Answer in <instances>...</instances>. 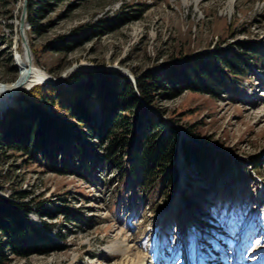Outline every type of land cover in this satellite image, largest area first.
Listing matches in <instances>:
<instances>
[{
	"label": "rangeland",
	"instance_id": "1",
	"mask_svg": "<svg viewBox=\"0 0 264 264\" xmlns=\"http://www.w3.org/2000/svg\"><path fill=\"white\" fill-rule=\"evenodd\" d=\"M22 1L0 0L1 90L10 91L26 69H17L25 67L18 30ZM141 4L148 7L139 19L81 39L79 26ZM40 23L38 33L27 19L23 26L34 62L44 78L65 74L60 84L70 92L64 79L76 67L113 66L112 71L135 76L218 46L264 42V0H67L52 4ZM60 37L77 40L69 51L50 49ZM251 69L250 80L223 97L185 90L159 102L165 115L150 107L177 129H194L206 156L197 168L180 153L172 190L137 196L132 184L99 163L87 181L44 171L40 162L25 163L19 154L0 160L1 196L30 190L50 207L66 199L83 218L80 226L62 216L48 221L54 223L49 233L64 249L13 256L6 264H132L140 255L142 264H264V60ZM17 97L11 105L16 109L24 106ZM219 158L229 163L222 166ZM29 218L41 224L34 212ZM214 252H220V260L209 263Z\"/></svg>",
	"mask_w": 264,
	"mask_h": 264
},
{
	"label": "trees",
	"instance_id": "2",
	"mask_svg": "<svg viewBox=\"0 0 264 264\" xmlns=\"http://www.w3.org/2000/svg\"><path fill=\"white\" fill-rule=\"evenodd\" d=\"M64 1L28 0L26 19L32 32L40 31V20L52 4ZM147 7L143 4L141 8L119 10L77 30L84 40L99 37L139 19ZM60 39L50 49L66 52L77 40ZM260 60H264V42L247 41L236 43L234 48L218 46L211 52L186 55L157 72L137 73L134 83L118 71L77 70L64 79L70 92L62 91L60 83L35 84L18 95L24 106L0 114V160L8 162L19 154L25 157V163L40 162L44 171L87 181L99 163L115 171L119 181L132 184L137 196L148 197L156 188L172 190L177 182V153L183 155L186 164L197 168L206 162V156L196 142L200 137L194 129L185 127L189 138L181 137L174 125L167 124L150 107L165 115L167 111L159 102L176 98L185 90L223 97L230 88L250 80L251 67ZM19 66V71L25 69ZM224 161L218 159L222 166L229 163ZM41 196H32L30 190L14 191L9 198L0 195V264L8 263L13 256L47 255L64 249L49 234L48 228L54 224L48 222L51 219L62 216L66 222L80 226L83 218L79 209L71 207L66 199H62V205L50 207V203L38 200ZM30 212L40 218L41 224L30 220ZM56 233L63 238L61 230Z\"/></svg>",
	"mask_w": 264,
	"mask_h": 264
},
{
	"label": "bare ground",
	"instance_id": "3",
	"mask_svg": "<svg viewBox=\"0 0 264 264\" xmlns=\"http://www.w3.org/2000/svg\"><path fill=\"white\" fill-rule=\"evenodd\" d=\"M21 6H22V4H21ZM26 40H27V44H28L29 50H27L24 47L22 49V54H23V59H24V64L23 65L25 66L26 69H25V71H23V74H22L21 78L18 79L14 83V85L11 88L10 91L1 90L0 89V107L3 106L7 102L8 99H10V103L12 105L14 100H15V98L18 95L17 93L21 89L27 90L31 85H34L37 82H42L43 80H45L47 78L56 80V78H53L52 76L51 77L47 76L46 78H44L46 76V74H45V72L43 71L42 68L38 67L37 64H35L34 57L31 55V49H30L27 37H26ZM20 41H21V39H20ZM85 65H87V64H85ZM249 232H250V228L247 229L246 236H250ZM219 256H220V252L219 253L218 252L217 253L214 252V253L211 254V256L209 258H207V260L209 261V263L210 262L212 263V261L215 259L214 262H216V261L220 260V258L218 259ZM138 257H139L138 261L137 260L135 262L133 261L132 264H142L143 263L142 262L143 259H144L143 256L141 257V255H140ZM152 257H153V255L149 256V258H151V259H152ZM150 262H151V260H150Z\"/></svg>",
	"mask_w": 264,
	"mask_h": 264
},
{
	"label": "water",
	"instance_id": "4",
	"mask_svg": "<svg viewBox=\"0 0 264 264\" xmlns=\"http://www.w3.org/2000/svg\"><path fill=\"white\" fill-rule=\"evenodd\" d=\"M27 6H28V0H23L22 6H21V12H20V15H19L18 30H19V34H20L22 47H24L27 50H29L28 44H27V40H26V36L24 35V32H23V26H24V23H26ZM74 69H77V70H115V67H113V66L95 67L93 65L92 66L89 65V66L76 67ZM122 73L134 83L135 77L133 75H131V74L127 73V72H122ZM64 75L65 74L61 75L58 79L56 78V80L47 78V79L43 80L42 83L57 84V83L62 81ZM37 83H41V82H37ZM37 83H35V84H37ZM10 107H11V103H10V99H8L7 102L3 106L0 107V114L5 112L6 110H8ZM166 121H167V123H171L167 119H166ZM180 134L183 136V134H184L183 131L180 130Z\"/></svg>",
	"mask_w": 264,
	"mask_h": 264
}]
</instances>
